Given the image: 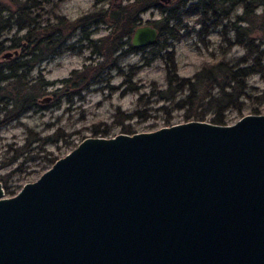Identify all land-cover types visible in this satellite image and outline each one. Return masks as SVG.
Here are the masks:
<instances>
[{
  "label": "water",
  "instance_id": "obj_1",
  "mask_svg": "<svg viewBox=\"0 0 264 264\" xmlns=\"http://www.w3.org/2000/svg\"><path fill=\"white\" fill-rule=\"evenodd\" d=\"M0 264H264V113L85 136L14 194L0 180Z\"/></svg>",
  "mask_w": 264,
  "mask_h": 264
},
{
  "label": "rangeland",
  "instance_id": "obj_2",
  "mask_svg": "<svg viewBox=\"0 0 264 264\" xmlns=\"http://www.w3.org/2000/svg\"><path fill=\"white\" fill-rule=\"evenodd\" d=\"M119 1L125 3L131 0ZM0 2L10 9L20 6L21 16H36L42 24L52 25L49 30L62 27L65 30L62 37L67 38L65 47L59 53L44 59L32 70V77L41 74L49 82L39 98L38 107L0 126V180L6 181L14 190H18L24 182L34 180L50 166L46 157L61 156L83 137L100 135L94 134L96 129L108 128L109 133L104 136H110L123 132V125H129L134 131H142L184 121L186 107H176L173 102L157 98L158 90L168 87V76H172L168 52H172L175 75L182 78H191L204 64L209 65L219 60L230 61L246 54V48L236 42L237 36L231 27L230 21L234 20V15L230 20L224 18L212 26L209 20L202 24L198 20L201 17L198 13H183L186 7L176 9L179 18L167 21L166 29L177 33V38L169 37L165 31V34L158 35L157 42L141 49L128 50V46L123 44L121 50L111 51L114 40H110L105 46L100 42L108 34L109 29L105 24L89 25L87 38L80 37L83 33L79 29H75V33L71 35L69 25L78 16L102 4L107 5L110 0ZM158 2L162 8L174 4L173 0ZM241 11L242 8L238 5L234 14H240ZM255 11L259 12L260 8ZM164 14L160 8L148 7L139 13L138 25H153V21H158L157 25L161 26ZM58 16L62 17L59 22ZM258 23L255 20L251 27L256 28ZM240 24L244 25L245 22ZM14 32L13 29L4 36H11ZM24 33L25 30H21L17 35ZM164 40L166 43L162 45ZM9 42L6 40L4 44L8 45ZM99 49L105 54L96 53ZM8 51L11 52L9 56L16 55L13 48L5 46L0 52V60L6 58L3 54ZM85 64L96 66L91 73H85V76L100 73L98 79L92 81L87 88L81 89L78 95L66 99L65 95L75 90L76 85L81 82L83 74L80 71L85 70ZM73 69L77 73L71 74ZM68 77L71 80L63 85L62 79ZM246 82L250 95L241 99L239 111L235 108L225 111L226 123L247 113H264V99L256 97L264 89V79L258 73H251ZM183 94L185 92L181 96ZM44 97L48 99L40 100ZM210 117L211 114L207 113L204 120H209ZM29 128L42 136H52L53 140L51 138L52 141L43 143L41 147L30 142L31 150L25 153L26 158L23 159V155H20L16 160H10L15 153L14 148L29 136ZM28 138L30 141L31 136Z\"/></svg>",
  "mask_w": 264,
  "mask_h": 264
},
{
  "label": "trees",
  "instance_id": "obj_3",
  "mask_svg": "<svg viewBox=\"0 0 264 264\" xmlns=\"http://www.w3.org/2000/svg\"><path fill=\"white\" fill-rule=\"evenodd\" d=\"M158 1L131 0L122 3L119 0H110L107 5L101 3L102 5L72 20L69 24L70 34L75 33V29H79L83 33L80 37L87 38L89 25L103 23L109 30L108 34L100 39L102 46L114 40L111 51L121 50L123 44L128 46V50H133L129 39L139 23V13L148 7L160 8L165 13L162 25H157L158 21H153V25L158 28L159 35L167 31V35L171 38H177L178 34L171 29H166V23L170 19L174 21L179 18L176 9L186 7L183 13H198L201 16L198 20L202 24L209 20L212 26L224 18L230 20V17L234 15V20L230 21L231 27L237 36L236 42L246 48V54L230 61L219 60L209 65L204 64L191 78H182L175 75L172 52H168L172 76L170 74L168 76V87L157 92L158 99L173 102L176 107H186L185 120H204L205 115L210 113L209 121L226 123L225 111L228 108H235L239 111L242 104L241 99L250 95L247 92L249 86L246 78L251 73H258L264 79V0H173V6L166 8H162ZM238 5L241 6L242 11L240 14H234ZM256 8H260V11L256 12ZM20 10V6L10 9L9 6L0 2V52L5 46L13 48V51L19 49L13 57L7 56L0 60V126L38 107L39 98L49 82L42 78L41 74L32 77V70L44 59L59 53L65 47L67 40L62 37L65 31L62 27H53L49 30L52 25L42 24L36 16H30V14L23 17L20 15ZM61 19L62 17L58 16L57 22ZM255 20L259 22L256 28L251 27ZM242 21L245 22L244 25L240 24ZM13 29L15 30L13 35L4 36ZM21 30H25V33L21 36L17 35ZM6 40L10 41L8 45L4 44ZM165 43L164 40L162 45ZM253 47L255 48L252 49ZM96 53L105 54L101 49ZM84 67L85 70L80 71L83 74L80 78L81 82L76 85L75 90L65 95L66 99L69 100L72 95H78L81 89L87 88L92 81L98 79L100 73L85 76V73H91L93 67L96 66L85 64ZM74 73H77L76 69L71 71V74ZM70 80L71 78L68 77L62 79L61 82L67 85ZM183 92L185 94L181 96ZM257 95V98L264 99V89ZM166 122H169L168 118ZM27 130L31 140L29 141V136H26L24 142L14 148L15 153L10 160H16L20 155H23V159L26 158L25 153L31 150L30 142L41 147L43 143L53 140L52 136H42L30 128ZM122 131L134 132L129 125H123ZM94 132V134L107 135L109 130L108 128L96 129ZM57 157L59 156L46 157L49 165ZM2 184L6 194L11 195L17 191L10 188L6 181Z\"/></svg>",
  "mask_w": 264,
  "mask_h": 264
},
{
  "label": "flooded vegetation",
  "instance_id": "obj_4",
  "mask_svg": "<svg viewBox=\"0 0 264 264\" xmlns=\"http://www.w3.org/2000/svg\"><path fill=\"white\" fill-rule=\"evenodd\" d=\"M157 29H158V28H157ZM130 45H131V47H133L134 49H141V48H143V47L134 46V45L131 44V42H130Z\"/></svg>",
  "mask_w": 264,
  "mask_h": 264
}]
</instances>
